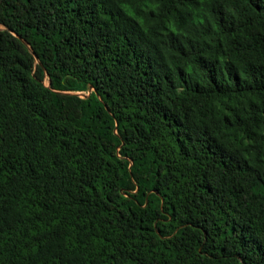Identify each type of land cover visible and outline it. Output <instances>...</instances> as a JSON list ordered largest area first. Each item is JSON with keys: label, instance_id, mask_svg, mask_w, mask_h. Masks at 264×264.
Masks as SVG:
<instances>
[{"label": "trees", "instance_id": "trees-1", "mask_svg": "<svg viewBox=\"0 0 264 264\" xmlns=\"http://www.w3.org/2000/svg\"><path fill=\"white\" fill-rule=\"evenodd\" d=\"M0 264H264V0H0Z\"/></svg>", "mask_w": 264, "mask_h": 264}, {"label": "water", "instance_id": "water-1", "mask_svg": "<svg viewBox=\"0 0 264 264\" xmlns=\"http://www.w3.org/2000/svg\"><path fill=\"white\" fill-rule=\"evenodd\" d=\"M92 91V89H90V91L86 94V95H84V94H82L83 96V98H86V97H88L89 95H90V92Z\"/></svg>", "mask_w": 264, "mask_h": 264}, {"label": "rangeland", "instance_id": "rangeland-1", "mask_svg": "<svg viewBox=\"0 0 264 264\" xmlns=\"http://www.w3.org/2000/svg\"><path fill=\"white\" fill-rule=\"evenodd\" d=\"M80 96L82 97L83 95H82V94H80Z\"/></svg>", "mask_w": 264, "mask_h": 264}]
</instances>
